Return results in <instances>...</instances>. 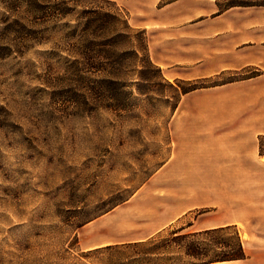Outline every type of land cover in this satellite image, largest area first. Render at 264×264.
<instances>
[{
	"label": "rangeland",
	"instance_id": "374dc122",
	"mask_svg": "<svg viewBox=\"0 0 264 264\" xmlns=\"http://www.w3.org/2000/svg\"><path fill=\"white\" fill-rule=\"evenodd\" d=\"M28 1L0 0V264H264V162L181 173L209 107L260 86L264 121V6Z\"/></svg>",
	"mask_w": 264,
	"mask_h": 264
},
{
	"label": "crops",
	"instance_id": "0c3cea01",
	"mask_svg": "<svg viewBox=\"0 0 264 264\" xmlns=\"http://www.w3.org/2000/svg\"><path fill=\"white\" fill-rule=\"evenodd\" d=\"M240 85L241 84H232V87H239ZM247 96H251L252 101L231 108L214 106L207 109V114L210 116L208 118L209 122L204 129H196L197 135L195 134L198 138L208 142L207 148L204 151L207 157L203 160L194 161L193 168L181 172L182 175L187 178L239 179L252 177V175L248 173L249 168H261V164L264 162V152L261 150V138L264 137V121H262L261 118L260 86L256 87V92L254 89L249 90ZM185 163L187 164L183 163L184 166L192 167L191 163ZM167 165L168 162L160 167L158 172ZM229 173L237 174L229 175ZM194 207L195 206L186 207L182 212L178 213L177 216L170 219L168 223ZM191 225L192 224H189L188 227ZM227 227L237 228L232 222H225L193 231L203 232ZM160 229L161 227L156 231L160 233ZM156 234L150 233L146 236L135 237L127 241H145ZM121 242L124 241L115 243ZM226 262L229 261L212 262L209 264ZM236 262L241 264H257L254 262L253 256L242 260H236Z\"/></svg>",
	"mask_w": 264,
	"mask_h": 264
},
{
	"label": "trees",
	"instance_id": "16d2710c",
	"mask_svg": "<svg viewBox=\"0 0 264 264\" xmlns=\"http://www.w3.org/2000/svg\"><path fill=\"white\" fill-rule=\"evenodd\" d=\"M27 4L29 3H34V2H29L28 0H25ZM36 1V0H35ZM38 4V2H37ZM40 6L44 5V4H38ZM233 6H264V0H230L228 3V7H233ZM66 13V12H65ZM223 230V229H220ZM208 232H214V230H207ZM217 231V230H216ZM191 252V251H189ZM192 255H194V257L199 256V252H192ZM245 258V251L242 247V244L240 242L239 244V248H238V253L236 254H231L229 256H224L222 258H211L209 260H203L204 262H194L192 264H207L210 262H214V261H224V260H232V259H243Z\"/></svg>",
	"mask_w": 264,
	"mask_h": 264
}]
</instances>
